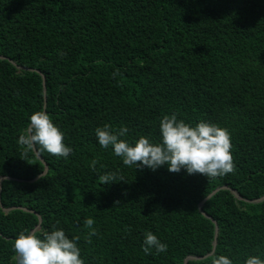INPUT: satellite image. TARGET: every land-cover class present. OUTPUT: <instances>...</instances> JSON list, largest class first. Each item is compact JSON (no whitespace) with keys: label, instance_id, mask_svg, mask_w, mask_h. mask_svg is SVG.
<instances>
[{"label":"trees","instance_id":"obj_1","mask_svg":"<svg viewBox=\"0 0 264 264\" xmlns=\"http://www.w3.org/2000/svg\"><path fill=\"white\" fill-rule=\"evenodd\" d=\"M41 110L65 133L67 159L17 143ZM172 114L228 128L234 171L136 169L97 142L106 124L159 142ZM2 178L0 264H16L15 239L40 219L37 235L56 225L79 236L85 264L264 258V200L245 201L264 197V0H0ZM146 231L166 253L143 252Z\"/></svg>","mask_w":264,"mask_h":264},{"label":"clouds","instance_id":"obj_2","mask_svg":"<svg viewBox=\"0 0 264 264\" xmlns=\"http://www.w3.org/2000/svg\"><path fill=\"white\" fill-rule=\"evenodd\" d=\"M119 75V70L113 73L114 77ZM95 133L98 144L104 149L111 147L128 167H147L156 171L166 165L172 173L186 170L189 175L203 174L208 178L234 171L230 130L206 120L193 124L179 119L177 114L164 115L159 124V142L148 136H140L134 143L121 139L129 133L126 125L113 131L111 125L106 124L97 127ZM64 141L65 133L47 112L41 110L30 116V122L17 143L27 149L39 145L48 153L67 159L73 149ZM91 166L95 169L96 162L93 161ZM45 173L42 172L39 179H43ZM116 178V173L100 177L105 182ZM84 224L92 227L93 218L85 219ZM79 239V236L69 237L64 228L56 225L45 230L42 236L35 231L21 232L13 245V259L16 264H85ZM142 249L148 255H152L153 250L155 254L166 253L168 244L152 231H146ZM211 264H234V260L220 254L213 258ZM244 264H264V258L250 255Z\"/></svg>","mask_w":264,"mask_h":264},{"label":"water","instance_id":"obj_3","mask_svg":"<svg viewBox=\"0 0 264 264\" xmlns=\"http://www.w3.org/2000/svg\"><path fill=\"white\" fill-rule=\"evenodd\" d=\"M43 87H44V92L46 93L47 87H46L45 78H44V86H43ZM46 101H47V98H46ZM34 150H35L37 156H38L39 158H41L40 154L37 152L36 147H34ZM41 159L43 160V158H41ZM47 171H48V167H46V172H47ZM5 179H7V178H2V179H0V202H1L2 183H3V181H4ZM222 189H228V188H227V187H223ZM219 190H220V189H219ZM219 190L215 191L211 196H213L214 194H216ZM233 193L235 194V196H236L238 199H240V200H244V199L239 195V193H237V191L234 190ZM211 196H210V197H211ZM210 197H209V198H210ZM263 200H264V197L261 198V199H259V200H254V201H248V200H245V201H247L248 203H259V202H262ZM14 209H15V208H12V209H8V210H6V211H7V212H10V211H12V210H14ZM25 210H26V209H25ZM201 212H202L206 217L210 218L207 214H205V212L202 210V208H201ZM210 219H211V218H210ZM41 223H42V220L40 219V225L35 229V232H37V231H39V230L41 229ZM218 234H219V230H218V227H217V233H216V239H215V244H214V250H213V252H212L210 255H212V254L215 252V250H216ZM188 260H198V258H195V257H189ZM185 264H188V261H186Z\"/></svg>","mask_w":264,"mask_h":264}]
</instances>
